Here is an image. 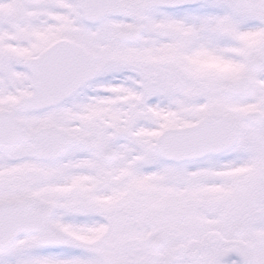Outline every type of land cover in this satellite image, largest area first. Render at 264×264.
<instances>
[{"label": "snow or ice", "instance_id": "1", "mask_svg": "<svg viewBox=\"0 0 264 264\" xmlns=\"http://www.w3.org/2000/svg\"><path fill=\"white\" fill-rule=\"evenodd\" d=\"M0 264H264V0H0Z\"/></svg>", "mask_w": 264, "mask_h": 264}]
</instances>
